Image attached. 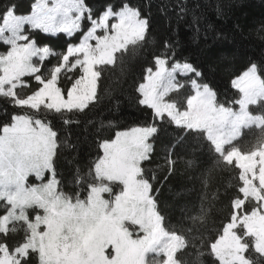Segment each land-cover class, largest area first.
<instances>
[{"label": "snow or ice", "instance_id": "obj_1", "mask_svg": "<svg viewBox=\"0 0 264 264\" xmlns=\"http://www.w3.org/2000/svg\"><path fill=\"white\" fill-rule=\"evenodd\" d=\"M84 20L90 30L83 41L67 47V54L46 74L41 65L50 56V48L38 46L24 26L71 35ZM98 30H103L102 35L96 34ZM148 30L149 20L126 0L119 10L105 5L98 18L84 0H36L31 15H16L15 5L6 6L0 13V42L11 46L6 54H0V98L27 110L14 116L0 134V264H182L177 254L190 246L192 264H198L203 252L197 254L185 235L165 226V216L158 209L162 188L152 182L156 177L146 178L147 169L142 167L152 161L153 141L162 133L172 136L160 165L169 173L175 171L178 162L174 146L187 143L189 138L193 153L203 147L200 141L206 140L209 152L216 156V166L223 161L238 170L240 184L231 200L228 222L205 245L219 264H264V260L253 257L254 252L264 258V134L246 152L233 143L243 128L257 126L264 132V115L249 111L250 105L264 103V78L255 64L231 81L240 93L234 101L239 105L237 111L217 103L216 93L198 82L203 74L193 64L173 61L169 68L174 45L165 40L154 54L155 70L146 68L144 82L137 88L139 104L151 110L148 119L100 144L103 156L94 165L99 182L91 184L86 199L57 190L53 159L57 155V132L47 122V113L88 109L97 99L102 74L98 66L113 64L115 54L129 44L144 42ZM92 40L95 44L90 43ZM77 69L79 76L67 77L70 86L62 87L61 73ZM178 74L187 76L194 90L186 97L183 110L177 102L165 99L170 92L185 87ZM25 77H31L35 87ZM25 88L28 91L21 95ZM45 173L52 177L47 183L26 186L29 176L42 180ZM79 179L74 171L70 182ZM108 182H119L122 189L113 194ZM105 193L114 198H103ZM29 209L42 212L33 216ZM129 210L135 213L134 218L117 226L114 221ZM137 229L142 235L134 238ZM18 232L23 235L10 242Z\"/></svg>", "mask_w": 264, "mask_h": 264}, {"label": "trees", "instance_id": "obj_2", "mask_svg": "<svg viewBox=\"0 0 264 264\" xmlns=\"http://www.w3.org/2000/svg\"><path fill=\"white\" fill-rule=\"evenodd\" d=\"M36 0H0V13L8 5H15V14L27 15L33 10ZM95 17L105 11V5H113L119 10L125 0H84ZM149 20V30L144 42L130 44L116 53L111 65L98 66L102 69L98 81L97 99L83 112L57 114L47 113V122L57 132V155L54 167L57 169L59 190L69 196H85L89 186L95 181L94 165L102 156L100 144L113 139L120 130L141 126L148 119L151 110L139 104L137 91L143 81L145 70L154 68V54L161 49L165 40L174 45L173 61L189 62L197 67L202 76L201 84H207L215 93L218 104L237 108L235 100L240 93L231 81L255 64L258 74L264 78V0H126ZM183 7V11L180 8ZM89 22L82 21V27L72 36L65 33L51 35L40 30L30 31L38 45H49L54 52L63 54L67 47L80 40L88 30ZM8 46L0 42V51ZM60 62V55H51L45 64ZM25 80L35 82L31 77ZM61 86H70L67 77H61ZM186 98L189 88L180 92ZM180 106L183 101L177 102ZM250 113L264 115V103L250 105ZM27 110L13 107L0 98V131L13 121L18 114ZM61 116L67 117L65 121ZM172 133L173 129L169 128ZM264 134L257 126L247 127L234 143L241 151H249ZM152 161L144 162L146 178L161 187L158 209L165 216V226L183 234L192 242L197 254L201 251L198 264H219L210 253L209 244L227 223L231 200L240 184L238 170L223 161L217 165L214 153L209 152L206 140L203 147L194 153L193 141L175 145V171L160 167L163 165L165 149L172 144V136L161 134L154 141ZM191 161V163H189ZM75 171L80 179L71 183ZM203 216L202 220L196 217ZM195 229V231L193 230ZM18 235V236H17ZM23 233H16L10 242L18 240ZM203 237V239L201 238ZM182 264H192L193 247L178 253ZM257 260H264L253 252Z\"/></svg>", "mask_w": 264, "mask_h": 264}, {"label": "rangeland", "instance_id": "obj_3", "mask_svg": "<svg viewBox=\"0 0 264 264\" xmlns=\"http://www.w3.org/2000/svg\"><path fill=\"white\" fill-rule=\"evenodd\" d=\"M49 2L51 3V0H49ZM33 11V10H32ZM32 14V12L30 13V14H27V15H31ZM17 15V14H16ZM27 15H24V16H27ZM29 29H31L30 28V26L29 25H25L24 26V30H25V33L26 34H29L30 35V31H29ZM81 29V28H80ZM80 29H78V30H80ZM78 30H76L75 32H77ZM90 30V25H89V28H88V30L83 34V36L80 38V40L78 41V42H76V43H72V44H70L68 47H70V46H73V45H77V44H79L80 42H82L83 41V39H84V37L87 35V32ZM74 32V33H75ZM102 32H103V30H98L97 31V35H102ZM74 33H72L71 35H69V34H67V33H65V34H67L68 36H72ZM47 34H51V35H57V34H59V33H47ZM7 35V34H6ZM3 43V42H2ZM90 43H92V44H95V41L94 40H92V41H90ZM5 45H7L8 46V50L7 51H4V52H1L0 51V54H6L9 50H10V45H8V44H5ZM38 45V44H37ZM130 45V44H129ZM38 46H46V47H49L50 48V56L46 59V60H48L50 57H51V55H56V54H59L60 55V58H62V56L63 55H65V54H67L66 53V51L63 53V54H61V53H58V52H54L53 50H52V48L49 46V45H38ZM116 55V54H115ZM74 58H70V61L71 60H73ZM33 60H34V62H38V58H33ZM58 64V63H57ZM56 64H54V65H48V64H45V62L41 65V67H42V70H46V74H47V72H50V70H51V67L52 66H55ZM171 67V64H169V68ZM154 70H155V67H154ZM79 70L77 69V70H75V71H73V72H62L61 73V77L62 76H65V77H69V76H71V77H73V78H77L78 76H79ZM190 75V74H189ZM177 79L179 80V81H181L182 83H184L185 84V86H187L188 88H189V91H190V94L189 95H192V94H194V90H193V88L189 85V83H188V77L187 76H184V75H181V74H178L177 75ZM24 80H25V78H24ZM26 82H31V81H28V80H25ZM199 82V81H198ZM200 83V82H199ZM201 84V83H200ZM32 87H35L34 85H32ZM97 87H98V85H97ZM21 91V95H23L24 94V92H26V91H28V89L27 88H25V89H22V90H20ZM172 93H174V92H170L169 94H168V96H166L165 97V99L166 100H168V101H175V102H181V101H183V105L182 106H180L179 104H178V106L181 108V110H183L185 107H186V98L184 97V93L182 92V93H177L176 95H175V97L174 98H172V99H170L169 98V96L172 94ZM250 107V106H249ZM234 110H239V105L237 104V108H233ZM16 116V115H15ZM13 122V121H12ZM11 125V123L10 124H8V125H5V126H10ZM4 126V127H5ZM135 127H137V126H135ZM3 129V128H2ZM2 129H1V131H0V134H2ZM130 129V128H129ZM129 129H125V130H120V131H118V132H121V131H127V130H129ZM245 128H243L242 130H241V135H242V132H243V130H244ZM241 135L233 142V143H235L240 137H241ZM113 139H115V137L113 138ZM110 140H112V139H110ZM110 140H108V141H110ZM102 149V148H101ZM102 152H103V150H102ZM102 156H103V154H102ZM101 156V157H102ZM93 172H94V169H93ZM52 177H51V174L50 173H45V176H44V178L42 179V180H38L34 175H31V176H29L28 177V179H27V181H26V186H31V187H39L41 184H43V183H47L48 182V180H50ZM95 179V178H94ZM99 181H97L96 179H95V181L93 182V183H98ZM109 184H110V186L112 187V189H113V194H118L119 193V191L122 189V185H120L119 184V182H115V183H112V182H108ZM91 186V185H90ZM90 186H89V189H88V191H87V193H86V195L85 196H83V197H81V196H79L81 199H86V197H87V194H88V192L90 191ZM57 190H58V192H61L60 190H59V188L57 187ZM103 198H105V199H113L114 198V196H110L109 194H107V193H105V194H103ZM28 212H29V214L30 215H33L34 216V214L35 213H37V212H42V210H39V209H29L28 210ZM134 215H135V213L133 212V211H131V210H129V211H126V212H124V213H122V214H120L118 217H117V219L114 221V223L117 225V226H119L120 224H127V222H129V221H131L133 218H134ZM105 222H107V220H105ZM136 235H142V233H139V231H138V229L134 232V238H135V236ZM18 236V235H17ZM109 251H110V249H109ZM159 259H161V257H157V260H159Z\"/></svg>", "mask_w": 264, "mask_h": 264}]
</instances>
